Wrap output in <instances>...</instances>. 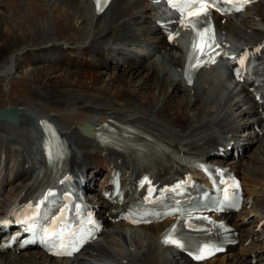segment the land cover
<instances>
[{
	"label": "bare ground",
	"instance_id": "1",
	"mask_svg": "<svg viewBox=\"0 0 264 264\" xmlns=\"http://www.w3.org/2000/svg\"><path fill=\"white\" fill-rule=\"evenodd\" d=\"M85 2L88 13L81 0H0V116L8 119L0 118V129L13 123L15 126L30 123L36 131V119L48 116L62 125L64 134L79 147L76 165L80 160L86 163L96 160L99 155L113 157L105 145L79 132L77 127L86 121L100 125L111 116H137L176 137L194 140L210 133L223 135V128L229 124L227 117L213 120L212 115L224 107L238 113L237 123L250 135L243 158L227 162L235 169L244 170L253 182L248 188L249 196L254 197L253 206L241 219L249 216L254 208L264 213V130L259 135L252 127L250 114L255 113L254 105L245 106L238 100L233 103L234 99L222 105L224 87L228 89L229 83L220 86L219 78H213L211 73L206 76L207 86L201 84L202 78L216 66L201 70L193 85H187L180 74L184 58L182 41L166 42L151 18L150 3L112 0L105 11L96 14L90 0ZM38 4L53 7L48 11L42 6L37 8ZM217 28L232 42L242 45L255 41L264 33V4H254L243 16H227L223 23L217 20ZM141 40L151 49L147 54L138 57L132 55V50H123ZM113 46L114 49L110 48ZM113 50H117L120 57H115ZM121 58L126 61L124 66ZM109 65L112 68L108 69ZM227 77L236 87L229 92L233 96L238 87L230 76ZM10 142L0 136V163H5L3 157L9 154ZM20 144L24 143L14 145L20 152V167L14 181L20 184L12 186L13 194H17L22 183L30 177L33 162L29 155L32 150L20 149ZM114 144L137 159L151 156L125 142ZM255 163L261 165L260 170L251 168ZM86 168L96 172L102 169L96 162L85 166L84 171ZM95 202L99 208H104L99 198H95ZM253 218L263 221L260 213ZM164 226L153 223L138 227L143 229L146 239L143 242L139 232H132L128 241L126 225L111 223L100 240L89 247L91 253H82L72 259H55L42 252H9L0 255V264H109L117 261L118 264H264L262 244L240 246V253H235L237 247L229 248L214 259L193 262L182 253L161 246L158 234ZM239 230L244 239L255 236V224L249 229L240 226ZM106 233L109 239L104 238ZM261 238L264 239V232ZM243 242L242 239V245ZM250 244H253L252 239ZM254 258L257 263H253Z\"/></svg>",
	"mask_w": 264,
	"mask_h": 264
},
{
	"label": "rangeland",
	"instance_id": "2",
	"mask_svg": "<svg viewBox=\"0 0 264 264\" xmlns=\"http://www.w3.org/2000/svg\"><path fill=\"white\" fill-rule=\"evenodd\" d=\"M83 4H85L84 2H83ZM143 4L145 5L146 4V2H144L143 1ZM40 6H42L41 4H38L37 5V8H39ZM51 7H53V5H47V6H42V8H45V9H47L48 11H50V8ZM86 13H88V11L86 10ZM179 42H181L180 40H178ZM182 44V43H181ZM47 45H49V44H46V46ZM154 59V57L151 59V60H153ZM42 66V65H41ZM68 70V69H67ZM72 74H73V72H71ZM212 74L214 77L213 78H215V77H218L219 79H218V81H220L219 82V84H220V86H225V85H227L228 83V85H227V87H228V89L227 88H225L224 87V91H223V96H224V99L226 100H224L223 102H222V105H224V104H226V102L227 103H229V100H235L236 98H232L233 96H232V94H230L231 92H233L234 90H235V85H233V84H231L230 83V80L228 79V77L222 72V71H220L219 69H215V70H209V73L208 74H206L203 78H202V81H201V84L202 85H206V78L207 77H209V74ZM217 75H216V74ZM216 75V76H215ZM77 76V75H76ZM207 76V77H206ZM78 77V76H77ZM79 78V77H78ZM223 81H226V82H223ZM203 82V83H202ZM222 82V83H221ZM207 86V85H206ZM232 90V91H231ZM226 91H228V92H226ZM226 92V93H225ZM230 92V93H229ZM228 94V95H227ZM227 98H226V97ZM231 98V99H230ZM235 102V101H234ZM233 102V103H234ZM226 109V108H225ZM225 109H224V107L222 108V109H219L216 113H218V112H220V111H222V110H224L225 111ZM215 113V114H216ZM214 114V115H215ZM238 114V113H237ZM216 116V115H215ZM30 124H23V125H18L14 130L13 129H7V127H5L3 130H6L7 132H12V134L11 135H8L9 137H11V139H9V142L10 141H14V140H21V139H23V140H21V141H24V142H26V140L27 141H29V142H31V137L29 136L30 134H29V132H30V129H31V125L29 126ZM1 130L2 129H0V132H1ZM19 131V132H18ZM28 132V133H27ZM5 134V133H4ZM29 134V135H28ZM30 137V138H29ZM19 138V139H18ZM27 138V139H26ZM249 177V176H248ZM136 229V230H135ZM138 228H134V230L133 229H131V230H127V235H128V237H129V239H131V236H130V234L132 235L133 233H138L139 232V234H141V237H143V239H142V241H144L145 240V242H146V239L144 238V236H143V230L142 229H138ZM133 232V233H132ZM110 237H108V239H109ZM129 241V240H128ZM92 251H90L89 253H91Z\"/></svg>",
	"mask_w": 264,
	"mask_h": 264
},
{
	"label": "snow or ice",
	"instance_id": "3",
	"mask_svg": "<svg viewBox=\"0 0 264 264\" xmlns=\"http://www.w3.org/2000/svg\"><path fill=\"white\" fill-rule=\"evenodd\" d=\"M213 2H215V0H213ZM97 3H98V7H99V0H97ZM185 6L189 10L192 9L193 7H196V5L194 3H192V2H187ZM211 6H212V4H210L208 2H205V0H200L197 10L196 11H191L190 14L193 15V16H200L202 13L207 15V10ZM182 23H183V21H182ZM193 27H195L194 23H193ZM207 31H208V29H205V32H207ZM203 35H204L203 33H197L198 37H202ZM205 47H210V45L205 44ZM196 49H197V44L194 41L193 42V51L195 52ZM203 54L206 55L207 53L204 52ZM233 59H235V58H233ZM243 62H244V58L242 57L241 60H240V63L243 64ZM4 223H7V222H4ZM166 242H171V243L176 244L179 247H183V245H181L179 243V241H177V240H169V241H166ZM75 250H78V249L74 246L72 251H75ZM217 250H219V249H217ZM57 254L71 255V251H69V252H60V253H57ZM206 254L207 255L211 254V251L209 250V248L207 246H205L204 248H201V249L198 250V254L195 256V259H197V260L204 259V258H206Z\"/></svg>",
	"mask_w": 264,
	"mask_h": 264
}]
</instances>
